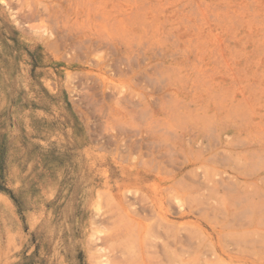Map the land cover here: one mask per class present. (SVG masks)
Wrapping results in <instances>:
<instances>
[{
    "label": "rangeland",
    "instance_id": "1",
    "mask_svg": "<svg viewBox=\"0 0 264 264\" xmlns=\"http://www.w3.org/2000/svg\"><path fill=\"white\" fill-rule=\"evenodd\" d=\"M139 246L264 264V0H0V264Z\"/></svg>",
    "mask_w": 264,
    "mask_h": 264
},
{
    "label": "bare ground",
    "instance_id": "2",
    "mask_svg": "<svg viewBox=\"0 0 264 264\" xmlns=\"http://www.w3.org/2000/svg\"><path fill=\"white\" fill-rule=\"evenodd\" d=\"M128 237H130V236H128ZM103 244L105 245L106 243H103ZM137 250H138V253L134 257V259L126 258V260L120 261V263L118 262V257L116 255H113V259L111 260V264H148L149 260L146 257V255L150 254L149 247L147 249L145 248V250H144L145 253H146L145 255L142 254L140 246L137 247Z\"/></svg>",
    "mask_w": 264,
    "mask_h": 264
}]
</instances>
